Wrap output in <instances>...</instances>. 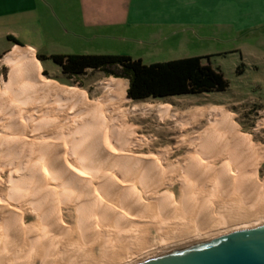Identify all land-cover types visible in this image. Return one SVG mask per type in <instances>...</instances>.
Wrapping results in <instances>:
<instances>
[{
    "label": "bare ground",
    "instance_id": "obj_1",
    "mask_svg": "<svg viewBox=\"0 0 264 264\" xmlns=\"http://www.w3.org/2000/svg\"><path fill=\"white\" fill-rule=\"evenodd\" d=\"M1 62L0 264H128L264 223V151L221 111L196 112L181 130L206 117L201 133L143 155L127 120L152 106L126 109L127 81L90 99L42 77L30 50Z\"/></svg>",
    "mask_w": 264,
    "mask_h": 264
},
{
    "label": "crops",
    "instance_id": "obj_2",
    "mask_svg": "<svg viewBox=\"0 0 264 264\" xmlns=\"http://www.w3.org/2000/svg\"><path fill=\"white\" fill-rule=\"evenodd\" d=\"M262 26L264 0H0V58L17 48L34 57L124 56L145 66L200 58L208 65L218 35Z\"/></svg>",
    "mask_w": 264,
    "mask_h": 264
},
{
    "label": "rangeland",
    "instance_id": "obj_3",
    "mask_svg": "<svg viewBox=\"0 0 264 264\" xmlns=\"http://www.w3.org/2000/svg\"><path fill=\"white\" fill-rule=\"evenodd\" d=\"M215 41L210 44V50L215 55L207 57L203 64L208 63L223 75L229 84L226 91L162 100L149 99L139 102L129 100L125 104L126 109L134 106L138 108L152 106L150 112H145L144 115L136 112L127 120V128L133 131L134 136L146 141L147 147L140 151V154L147 155L150 152L156 154L164 148H171L174 142L185 137L186 134L193 137L201 133L208 126L206 117L200 118L194 127L187 130L188 132H183L181 127L189 123L196 112L202 110L208 112L213 109L221 111L230 119L238 135H244L258 149L264 151V26L227 37L218 35ZM11 53L0 58V91L2 83L7 81L10 72L1 61ZM44 65L45 67L40 66L41 75L47 81L55 82L62 87L78 89L86 93L90 99L98 98L102 94V84L116 79L98 71H86L78 77L67 78L58 70L50 68L52 64ZM165 106L169 107L170 114L168 118L160 121L155 110ZM184 152V149L180 150L175 157L183 156ZM25 154L28 155L27 152ZM1 179L3 183L6 182L7 172L1 174ZM263 179L264 158L256 171V181L260 182ZM3 187L6 189L3 184L1 191L5 192ZM170 192L172 194V190ZM147 241L149 244L153 243L151 239Z\"/></svg>",
    "mask_w": 264,
    "mask_h": 264
},
{
    "label": "trees",
    "instance_id": "obj_4",
    "mask_svg": "<svg viewBox=\"0 0 264 264\" xmlns=\"http://www.w3.org/2000/svg\"><path fill=\"white\" fill-rule=\"evenodd\" d=\"M36 58L38 62H51L59 68L61 75L67 78L78 77L86 71H98L116 79L126 80V98L133 102L221 93L229 87L223 75L209 65H201L200 58L150 66L124 56L56 55Z\"/></svg>",
    "mask_w": 264,
    "mask_h": 264
},
{
    "label": "water",
    "instance_id": "obj_5",
    "mask_svg": "<svg viewBox=\"0 0 264 264\" xmlns=\"http://www.w3.org/2000/svg\"><path fill=\"white\" fill-rule=\"evenodd\" d=\"M128 264H264V223L176 246Z\"/></svg>",
    "mask_w": 264,
    "mask_h": 264
}]
</instances>
